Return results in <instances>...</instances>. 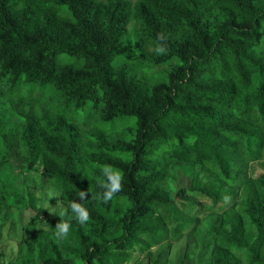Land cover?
Returning a JSON list of instances; mask_svg holds the SVG:
<instances>
[{
	"label": "trees",
	"instance_id": "obj_1",
	"mask_svg": "<svg viewBox=\"0 0 264 264\" xmlns=\"http://www.w3.org/2000/svg\"><path fill=\"white\" fill-rule=\"evenodd\" d=\"M136 5L138 30L127 34L128 0H0V169H12L21 147L65 206L89 190L81 203L90 220L80 225L69 212L65 240L30 245L21 264H118L142 235L147 247L177 238L183 223L170 212L171 227L160 215L171 206L161 187L170 165L207 166L225 188L246 181L264 156V0ZM159 43L165 54L155 52ZM34 102L52 111L45 124L31 115ZM78 117L93 123V142L81 143ZM8 124L20 126L17 140ZM104 165L123 177L107 204L95 199ZM258 181L257 203L247 207L253 240H242L244 224L218 217L204 236L211 264H264V174ZM175 190L208 191L195 180ZM217 191H209L213 201Z\"/></svg>",
	"mask_w": 264,
	"mask_h": 264
},
{
	"label": "rangeland",
	"instance_id": "obj_2",
	"mask_svg": "<svg viewBox=\"0 0 264 264\" xmlns=\"http://www.w3.org/2000/svg\"><path fill=\"white\" fill-rule=\"evenodd\" d=\"M131 5L130 20L126 24V32L131 33L138 30V23L134 19L136 3L138 0H128ZM149 52L152 51L148 47ZM257 83V77L253 80V86ZM2 95V101H3ZM1 101V103H2ZM44 104V103H43ZM41 102H34L30 109L28 106L18 104V109L31 111L33 118L39 123L45 124L52 118V111ZM4 118V117H2ZM78 117L76 126L80 132L81 143H91L96 136L95 128L91 121ZM11 122H15L11 119ZM22 126V124H21ZM14 127L13 138L18 139L20 131L19 125L8 124L6 129ZM20 144V143H19ZM18 162H15L12 169H0V201L6 198V205L0 207V262L1 264H21L24 261L28 247L36 246L43 241L57 242L61 240L55 235V224L59 221V215L65 204L60 197L47 201L45 193L49 189H58L53 180H42V166L39 160L31 167L24 162V151L17 148ZM264 156L254 160L249 165L247 179L236 186H226L221 183L220 177L207 166L196 163H178L169 166L167 175L162 181L161 187L168 194L170 205L160 209L163 220L169 222L173 227L174 221L170 219V212H174L177 222L183 223V231L177 238L170 234L168 238L155 246L145 245L146 235H142L138 245L132 249L122 250L126 254V259L118 264H211V250L213 244L207 241L205 233L208 223L216 221L221 217V222L230 221L244 224V235L242 240L250 242L256 233L253 223L249 219L248 203H257L258 181L264 174ZM191 180L203 185L208 191L202 195H192L182 193L177 196L175 188L183 185L188 186ZM175 187V188H174ZM218 188L213 201L209 191ZM223 189L229 191L227 194H220ZM60 191V190H59ZM234 193L235 200L229 202V196ZM62 194V192L60 191ZM59 199V204L57 200ZM49 203L56 208L57 213H50L43 208L45 203ZM228 218V221L226 219ZM226 229V227H225ZM227 230V229H226ZM223 234L226 233L221 228ZM205 238V239H204ZM204 239V240H203ZM65 240V238H64ZM236 253H242V249ZM36 257V254H32ZM246 253L240 256V260L245 262ZM36 262L40 260L35 258Z\"/></svg>",
	"mask_w": 264,
	"mask_h": 264
},
{
	"label": "clouds",
	"instance_id": "obj_3",
	"mask_svg": "<svg viewBox=\"0 0 264 264\" xmlns=\"http://www.w3.org/2000/svg\"><path fill=\"white\" fill-rule=\"evenodd\" d=\"M166 37L159 33L157 34V41H165ZM167 49L165 48L163 43L157 44L155 47V52L157 54H165ZM101 172L104 176V181L99 182V187L102 191L98 192L95 199L102 201L107 204L110 202L117 193L121 192L123 189V177L119 170L114 169L111 165H104L101 169ZM61 193L58 189H49L46 191L45 196L47 197V201H50L52 198L60 197ZM89 196V190H79L76 193L77 199H72L68 202L67 206L64 207L60 205L62 211L58 213L60 219L58 223L55 225V235L59 239H64L67 237L70 229L71 223L69 219H65L64 217H68L69 212L73 214L72 218H74L80 225L86 224L90 220V212L89 210L81 203ZM57 204H59V199L57 200ZM43 208L47 209L50 213H57L56 208L50 205L49 203H45Z\"/></svg>",
	"mask_w": 264,
	"mask_h": 264
}]
</instances>
